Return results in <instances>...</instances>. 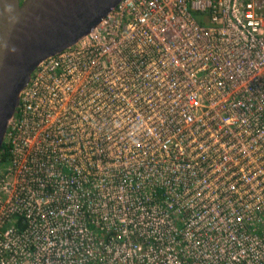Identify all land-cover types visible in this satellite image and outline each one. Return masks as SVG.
I'll use <instances>...</instances> for the list:
<instances>
[{"label": "built area", "instance_id": "2783aa9c", "mask_svg": "<svg viewBox=\"0 0 264 264\" xmlns=\"http://www.w3.org/2000/svg\"><path fill=\"white\" fill-rule=\"evenodd\" d=\"M4 143L0 264H264V0L120 1Z\"/></svg>", "mask_w": 264, "mask_h": 264}, {"label": "water", "instance_id": "95a60500", "mask_svg": "<svg viewBox=\"0 0 264 264\" xmlns=\"http://www.w3.org/2000/svg\"><path fill=\"white\" fill-rule=\"evenodd\" d=\"M122 0H0V148L36 67L94 30Z\"/></svg>", "mask_w": 264, "mask_h": 264}, {"label": "trees", "instance_id": "16d2710c", "mask_svg": "<svg viewBox=\"0 0 264 264\" xmlns=\"http://www.w3.org/2000/svg\"><path fill=\"white\" fill-rule=\"evenodd\" d=\"M8 161H9V152L5 143H3L2 147L0 148V166L6 164Z\"/></svg>", "mask_w": 264, "mask_h": 264}, {"label": "flooded vegetation", "instance_id": "af4514ba", "mask_svg": "<svg viewBox=\"0 0 264 264\" xmlns=\"http://www.w3.org/2000/svg\"><path fill=\"white\" fill-rule=\"evenodd\" d=\"M23 0H20V2H22Z\"/></svg>", "mask_w": 264, "mask_h": 264}]
</instances>
